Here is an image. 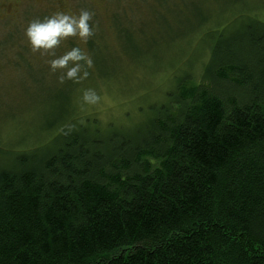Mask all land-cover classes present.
Returning <instances> with one entry per match:
<instances>
[{"label": "trees", "instance_id": "obj_1", "mask_svg": "<svg viewBox=\"0 0 264 264\" xmlns=\"http://www.w3.org/2000/svg\"><path fill=\"white\" fill-rule=\"evenodd\" d=\"M136 3L109 20L127 37ZM192 76L131 131L68 121L42 151L0 145V264H264V20Z\"/></svg>", "mask_w": 264, "mask_h": 264}, {"label": "rangeland", "instance_id": "obj_2", "mask_svg": "<svg viewBox=\"0 0 264 264\" xmlns=\"http://www.w3.org/2000/svg\"><path fill=\"white\" fill-rule=\"evenodd\" d=\"M48 1L0 0V39L15 35L10 46L0 44V145L6 152L42 151L68 121L95 124L104 132L131 131L167 100L176 75L190 71L192 80L202 78L217 39H236L255 20H264V0H134L124 14L131 19L127 37L109 20L120 2L132 0H66L72 9L57 3L51 8ZM26 7L36 12L27 17ZM59 10L76 16L97 11L91 29L99 33L96 50L69 36L91 59L90 66L80 62L88 74L79 80L61 81L64 70L53 71L49 64L71 49L69 37L51 50L34 51L25 35L29 18L41 20ZM22 47L31 59L19 57ZM89 89L98 96L95 103L83 100ZM52 122L61 123L50 127Z\"/></svg>", "mask_w": 264, "mask_h": 264}, {"label": "clouds", "instance_id": "obj_3", "mask_svg": "<svg viewBox=\"0 0 264 264\" xmlns=\"http://www.w3.org/2000/svg\"><path fill=\"white\" fill-rule=\"evenodd\" d=\"M90 18L91 14L86 10L81 11L78 16L57 12L43 20L31 21L25 29V35L34 51L51 50L60 43L61 39L69 36H78L82 40H86L92 34L88 23ZM80 61L91 65V59L79 47H73L62 55L51 59L49 64L53 71L64 70L60 76L61 81L65 78L79 80L88 74L86 71L81 72ZM83 100L95 103L98 96L89 89L83 93Z\"/></svg>", "mask_w": 264, "mask_h": 264}]
</instances>
